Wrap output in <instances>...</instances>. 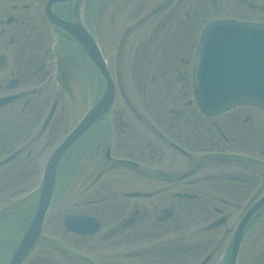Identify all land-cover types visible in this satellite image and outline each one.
<instances>
[{"label":"flooded vegetation","instance_id":"af4514ba","mask_svg":"<svg viewBox=\"0 0 264 264\" xmlns=\"http://www.w3.org/2000/svg\"><path fill=\"white\" fill-rule=\"evenodd\" d=\"M47 1L0 0V162L8 160L0 178L11 188L27 180L30 187L48 148L77 124L80 100L95 101V68L81 67L80 48L49 22ZM160 7L141 18V9L86 17L94 36L104 31L103 54L120 89L109 113L67 151L56 184L59 199L72 184L73 211L63 219L93 218L97 230L70 233L63 222L74 247L49 264H211L239 215L264 194V111L239 107L209 117L192 90L194 54L210 17L230 7L251 21L264 14V0H165ZM53 12L72 21L71 4ZM157 14L163 17L149 25ZM117 20L113 51L105 28H117Z\"/></svg>","mask_w":264,"mask_h":264},{"label":"water","instance_id":"95a60500","mask_svg":"<svg viewBox=\"0 0 264 264\" xmlns=\"http://www.w3.org/2000/svg\"><path fill=\"white\" fill-rule=\"evenodd\" d=\"M73 1L75 22L66 29L93 56V41L85 32L82 15L84 0H56L57 3ZM98 53V52H97ZM96 64L102 73L107 89L97 104L86 115L80 128L58 149L47 167L42 201L33 224V232L23 239L10 264H21L38 236V230L48 208L56 175V169L65 149L83 129L96 122L111 106L114 87L102 69L101 58ZM195 88L199 105L208 113H220L242 104L264 108V25H245L219 22L210 25L203 34L196 58ZM264 207V197L244 216L236 232L230 264L237 263L242 234Z\"/></svg>","mask_w":264,"mask_h":264},{"label":"rangeland","instance_id":"374dc122","mask_svg":"<svg viewBox=\"0 0 264 264\" xmlns=\"http://www.w3.org/2000/svg\"><path fill=\"white\" fill-rule=\"evenodd\" d=\"M145 1H148V4L146 6H144ZM164 1L165 0H130V2H129V1H125V0H115V1L111 0L108 3L113 4V6L110 7L109 9L112 10V12L116 9L117 13H130L131 11H134V10L136 12H138L141 9L142 15L139 16L141 18L143 16H147L148 15L147 13H162V11L159 10V7L162 5V3ZM176 1L178 2V0H176ZM197 1L198 0H192V4L194 5ZM104 7H106V3H104V6L102 8H104ZM102 8L97 9V11L99 10L98 13H102L101 12ZM229 9L232 10L230 7H226V8H224L223 12L225 10H229ZM101 16H102V14H101ZM162 17H163L162 14H157V17H154L153 21L149 22V25L153 24V22L157 21L158 19L160 20ZM254 19L262 20L261 15L255 16ZM113 22H114V20L111 21V23H113ZM116 24L118 26L117 28H115L113 26H111V28H105L106 32H108L111 35L112 40H110L111 42H109V44H112V45L115 43V41H113V39H116V38L119 39L121 37V34L118 33L119 28H120V21L117 20ZM149 30H148V32H149ZM104 35H105L104 31H101V30L98 31V33H97V37H98V39L100 38V40L103 42V45L106 42V41H104ZM146 35L147 34H144L143 38H145ZM135 39L137 41L140 40L139 37H136ZM106 46L107 45L105 44L103 46V48H106ZM111 47H109V48H111ZM112 48L114 51L116 49V46H113ZM112 48L110 49V55L113 59H115L114 52L112 51ZM110 55H109V58H110ZM79 61L82 62V59L80 58ZM111 67H112V65H111ZM129 74H130V72H129ZM131 84H132L131 85V88H132L134 86V83H131ZM134 89H135V87H134ZM89 99H90V97L88 98V100ZM86 104H87L86 99L81 100V102L77 105L74 113L78 114V112L80 110H83V108ZM53 149H54V146L49 147L47 152H46L45 159H44V157H42L41 161H39V162H41V166L39 168L38 174L34 175L33 182L31 183L32 189H34L38 186V183L40 182V172L42 170L41 168L44 165L45 160L47 159L49 154L53 151ZM254 155H255V153H254ZM255 156H259V155H255ZM66 191H67V193L63 194V196L60 199H59V197L61 196L60 193L57 197H55L53 205H52V209L49 211V213L47 215L46 222H45V224H46V231H45L46 236L45 237L47 239H49V241H42L38 245V247L36 248V251H34V253H33V256H31V259L29 262H36L40 259L41 261L44 260V263L46 264L48 261H50L49 259H51V257L56 258L55 255L60 254L58 251H60L62 249H72L73 242L69 241V238L63 237V225H62L64 222L63 218L66 216V212H68L70 210H71V212L73 211V208H72L73 206H71V205L69 206V204L71 203V201H70L71 192L73 191L72 184L68 187V189ZM3 198L4 199L6 198L7 202L2 201L1 199H3ZM20 199L22 201L25 198H23V196L18 197V195L12 196L10 193L8 195H6L5 193L3 195H0L1 216H3V218H4L6 215L7 216L6 219H8V220L10 219V216L13 217L12 220L9 221V224H11L13 222L14 218L15 219H17V218L23 219V218L27 217L25 215L27 214V212L31 208V206L27 202L26 204H24V206H20V207L16 206L17 208L12 209V203H18V202H20ZM66 202H67L68 207H65ZM3 203H5V204H3ZM8 205L11 207H8ZM63 209H64V213L60 214V212ZM240 212H241V210H239L237 212V216L240 214ZM0 225H1V222H0ZM2 227H0V241L3 242V243H1L2 248L0 251V264H5V263H7V260L9 259V256H10L9 254H10L11 250L13 251V247L16 244L15 241H18V238H20V232L22 231L23 225H21V224L15 225V222H14V225L11 224V225H6L3 228ZM9 240H11V242H7ZM55 240H58V241H55ZM225 248H226V245L223 244L220 247V249L216 255L217 256L216 260L213 262L219 261V258L225 252ZM53 251L55 252V254L53 253ZM37 258H39V259H37ZM61 258H58L57 260H59L60 262L63 261V258L62 259ZM238 264H264V219L260 222L255 223L254 226L252 227L249 235L246 237V239L243 243V247L241 250L240 259L238 261Z\"/></svg>","mask_w":264,"mask_h":264}]
</instances>
